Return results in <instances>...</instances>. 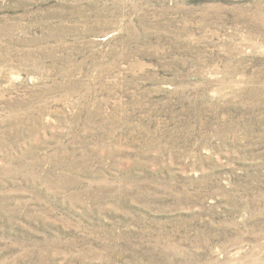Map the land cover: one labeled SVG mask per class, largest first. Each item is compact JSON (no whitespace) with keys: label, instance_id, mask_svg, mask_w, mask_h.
Segmentation results:
<instances>
[{"label":"rangeland","instance_id":"rangeland-1","mask_svg":"<svg viewBox=\"0 0 264 264\" xmlns=\"http://www.w3.org/2000/svg\"><path fill=\"white\" fill-rule=\"evenodd\" d=\"M0 264H264V0H0Z\"/></svg>","mask_w":264,"mask_h":264}]
</instances>
